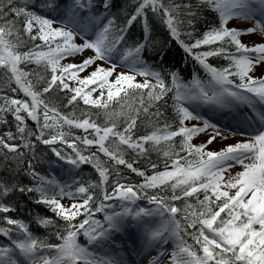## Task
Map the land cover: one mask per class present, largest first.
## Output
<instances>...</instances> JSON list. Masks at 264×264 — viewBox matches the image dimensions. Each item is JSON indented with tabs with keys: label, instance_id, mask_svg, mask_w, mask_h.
<instances>
[{
	"label": "trees",
	"instance_id": "1",
	"mask_svg": "<svg viewBox=\"0 0 264 264\" xmlns=\"http://www.w3.org/2000/svg\"><path fill=\"white\" fill-rule=\"evenodd\" d=\"M206 3L207 0H0V41L7 52V66L0 68V121L4 117L7 124L6 129L0 126V154L18 147L28 149L25 141L10 144L20 125L25 135L35 132L42 136L41 111L56 113L75 127L110 128L120 134L124 130L123 146L103 147L102 142L96 145L87 140L90 152L79 153L83 164L67 179L82 171L74 180H78L74 192L81 196L80 190L84 189L85 198L67 204L35 202L27 196L13 195L10 188L0 185V217L6 212L1 206L7 201L21 212L28 207L31 217L42 215V229L52 240L56 233L68 230L79 218L108 203L109 194L117 196L134 188L137 192L145 190L139 193L149 200L161 199L160 193L168 199L177 194L180 200L171 198L168 202L177 205L178 232L190 245L186 262L193 264L195 253L207 258V264H264L262 212L242 211L234 197L226 192L218 195L207 178L172 170L174 161L181 157L183 161L187 157L196 160L206 154L194 150L189 155L195 145L180 135L183 122L170 86L148 79L135 84L132 78L122 76L116 82V94H99L95 98L91 90L98 75L94 74L83 81L81 89L71 87L69 82L74 80L76 68L62 60L76 47L62 39L60 29L43 16L45 11L58 12L70 5L92 6L108 18L109 44L124 34L130 51L154 66L191 73L193 62L201 60L215 69H227L230 61L219 53L234 44L227 39L214 42L206 38L216 25ZM28 114L33 122L36 120L35 126L25 122ZM9 115L16 121L10 124ZM57 134L58 131L50 140L59 138ZM67 145L82 149L77 142ZM40 157L45 161L48 154ZM15 175L8 179L19 190H25L26 184L16 180ZM8 179L3 182L8 183ZM204 221L224 237L225 246H217L200 235ZM2 223L11 224L7 220Z\"/></svg>",
	"mask_w": 264,
	"mask_h": 264
},
{
	"label": "rangeland",
	"instance_id": "2",
	"mask_svg": "<svg viewBox=\"0 0 264 264\" xmlns=\"http://www.w3.org/2000/svg\"><path fill=\"white\" fill-rule=\"evenodd\" d=\"M76 11L73 10L69 17L65 19L67 25L73 26L76 29V33L74 36V41L80 44V52L77 53L74 57L71 58L75 63H78L80 60L87 61L86 70L80 73L78 76L83 78L88 71L91 69L102 66L107 77V82L105 85L108 87L111 86L114 79L120 72L125 73H132L135 74V79L139 81L143 76H150L153 78H157V75L153 69L146 63H141L136 61L135 59L131 58L129 55H125L122 51H116L115 54L109 52L106 48L105 44V21L100 20L99 17L93 13V15H87L84 18V11L77 14ZM229 25H234L235 30H240L241 28L247 29L251 26V34L245 35L243 37V41L245 46L250 49V52H254L255 54H264V30L261 25L256 24L255 28L249 23H236L237 21L230 20ZM78 31V33H77ZM248 58L243 59V65L247 68V79H262L264 81V62L258 63L255 62L256 60L250 58L249 54H246ZM112 60H110V59ZM259 60V59H258ZM260 62V61H259ZM120 63L122 65H119ZM78 85V83H77ZM108 90V89H106ZM183 101H186L183 99ZM191 109V113L198 115L202 120L203 123H200V130H203L206 124H210L207 121V117L203 115V110H197L196 105L193 103L189 104ZM220 110H225L226 112H230L231 109L227 108H218ZM264 110V108H262ZM243 122V121H242ZM252 123L249 122L247 129L238 130L234 129L233 132L238 133L242 132L247 136H252V139L248 140L245 135L242 137H234L236 142L234 141L237 150H233L228 154L223 161L219 163L218 166H226V165H233L238 163V157L242 155H250L251 157L247 159V168L242 173H234L227 171L223 183L228 185L231 182H237V184L241 186L247 187V191L250 192L251 195H256L258 198V202L264 204V178L260 175L261 169L264 170V133L258 130H251ZM255 129L258 127V124H254ZM243 126L245 124L243 122ZM243 127V128H244ZM227 129V128H222ZM228 130V129H227ZM211 135L214 140L211 146L215 147L216 149L223 150L226 149L227 145L223 142V138H226L227 135L225 134H217L215 130L210 129L206 132L205 135L200 137V140H204L206 136ZM222 143V144H221ZM249 163V164H248ZM239 185L235 186V191L238 189ZM171 223L169 221H164L161 216L156 213L154 210L150 209L147 214L142 219L141 225L138 227L140 228V235L143 237L144 241L140 248L134 247L130 250V254L126 252V250H122L115 255L111 253L114 251L115 248L110 246V242H108V246H106V257L108 260V264H184L181 261V257L184 255L181 250V243H177L176 245L169 246V243H165L160 241L161 234L167 230L168 233L171 235ZM164 227L162 233L159 231ZM205 235H208L210 238H213L215 242L221 243L222 240L219 236L215 235L212 232L207 231ZM150 239H154V243L147 245ZM138 242V239L135 238V243ZM134 243V244H135ZM156 243V244H155ZM23 248L26 249V258L30 261L38 260L36 264H43L44 260L41 256V253L35 251L33 249V240L30 234L22 240ZM132 245V244H131ZM165 248V254L163 255L161 248ZM20 246V245H19ZM147 246V250L145 249ZM22 247V246H20ZM16 247H12L6 250V254H13L15 256L18 255ZM170 254V256H169ZM139 255H141L139 260ZM63 257L64 259L62 262L56 264H63L66 257V245L62 246L58 253L57 258Z\"/></svg>",
	"mask_w": 264,
	"mask_h": 264
}]
</instances>
